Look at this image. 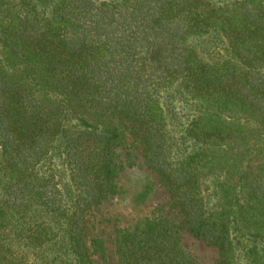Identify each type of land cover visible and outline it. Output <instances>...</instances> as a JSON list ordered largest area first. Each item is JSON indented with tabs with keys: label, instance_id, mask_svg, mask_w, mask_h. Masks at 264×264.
I'll return each instance as SVG.
<instances>
[{
	"label": "trees",
	"instance_id": "trees-1",
	"mask_svg": "<svg viewBox=\"0 0 264 264\" xmlns=\"http://www.w3.org/2000/svg\"><path fill=\"white\" fill-rule=\"evenodd\" d=\"M132 153L168 209L108 264H264V0H0V264H106Z\"/></svg>",
	"mask_w": 264,
	"mask_h": 264
},
{
	"label": "rangeland",
	"instance_id": "rangeland-1",
	"mask_svg": "<svg viewBox=\"0 0 264 264\" xmlns=\"http://www.w3.org/2000/svg\"><path fill=\"white\" fill-rule=\"evenodd\" d=\"M126 152L121 151L124 155ZM134 157H133V156ZM129 166L120 174L119 186L121 195L103 205L94 212L90 221L93 227L92 237H99L106 242L108 250L107 263H112L114 255L111 245L112 229L123 227L135 220L149 215L158 209L166 211L167 195L153 176L142 164L139 153H132L126 157ZM184 248L189 251L199 264H212L216 258L215 249L194 240L187 233L182 234Z\"/></svg>",
	"mask_w": 264,
	"mask_h": 264
}]
</instances>
